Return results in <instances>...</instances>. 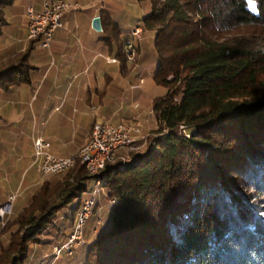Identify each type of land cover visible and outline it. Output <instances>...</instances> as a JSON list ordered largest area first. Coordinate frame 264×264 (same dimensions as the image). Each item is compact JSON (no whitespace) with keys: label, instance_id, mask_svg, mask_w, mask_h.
<instances>
[{"label":"trees","instance_id":"1","mask_svg":"<svg viewBox=\"0 0 264 264\" xmlns=\"http://www.w3.org/2000/svg\"><path fill=\"white\" fill-rule=\"evenodd\" d=\"M146 1L141 26L155 33L153 80L165 89L146 142L94 176L77 162L17 195L0 264H56L93 178L114 203L93 210L86 242L58 264H264V50L246 36L264 28V0L257 12L248 0ZM14 2L0 0V34ZM36 43L0 62V89L29 82Z\"/></svg>","mask_w":264,"mask_h":264},{"label":"crops","instance_id":"2","mask_svg":"<svg viewBox=\"0 0 264 264\" xmlns=\"http://www.w3.org/2000/svg\"><path fill=\"white\" fill-rule=\"evenodd\" d=\"M75 1L79 8L65 13L50 46L36 43L29 49V82L0 89V207L11 194L33 191L41 182L33 164L35 138L42 137L52 155L63 157L89 142L96 122L151 128L152 110L146 115L140 109L144 68L117 57L134 25L120 23L109 3ZM28 6L40 11L42 0H15L4 9L0 62L27 48ZM94 17L100 19V31L92 27Z\"/></svg>","mask_w":264,"mask_h":264},{"label":"built area","instance_id":"3","mask_svg":"<svg viewBox=\"0 0 264 264\" xmlns=\"http://www.w3.org/2000/svg\"><path fill=\"white\" fill-rule=\"evenodd\" d=\"M79 4L75 0H42L40 11H35L32 6L26 8L28 17L26 40L38 39V44L43 48H48L51 44L55 31L63 26V17L70 10H77ZM136 39H142L144 31L141 25L134 28ZM128 50H131L130 47ZM133 51V50H132ZM129 59V63L134 61ZM115 61V60H112ZM96 132V141L90 147H86L87 157L90 161L97 160L99 155L110 152L112 148H123L128 151H138L136 142H146V134L143 128L137 123V128H127L126 126H117L110 122H96L93 125ZM33 164L36 167L41 178L48 175H59L65 172L66 159L72 155L58 157L50 153V144L42 137L35 138L33 142ZM100 170L94 173H88L91 176L98 174ZM93 181V180H92ZM17 194H11L7 201L0 207V223L5 221V217L11 213L13 201ZM89 194L86 195L83 202V214L85 225L89 213ZM101 223V221H99ZM80 231H84V226H80ZM75 240H80V235H71L65 249L74 251ZM58 252V251H57Z\"/></svg>","mask_w":264,"mask_h":264},{"label":"rangeland","instance_id":"4","mask_svg":"<svg viewBox=\"0 0 264 264\" xmlns=\"http://www.w3.org/2000/svg\"><path fill=\"white\" fill-rule=\"evenodd\" d=\"M101 1H103L104 3H109V6L113 9V12L115 13L114 15L116 16L118 21L120 20V23L129 25V26L134 25V27L135 25L136 26L141 25V21L143 17L145 16L146 12L148 13L150 10V3L149 1H146V0L144 1H140V0H101ZM246 36L248 38V41L251 42L255 47L261 50H264V28L260 30L256 28L249 29L248 32L246 33ZM154 38H155V33L153 31L147 30L144 32L142 39L139 41L141 65L144 68L143 77L146 81V83L143 85L144 86V93H143L144 104L142 105V107H140V109L142 108L144 113H146V115L149 113L148 112L149 109H151L152 98H154L156 95L162 94L165 90L163 87L157 85L153 80V72L155 70V63L153 61L154 51H155L154 50ZM129 39L133 40L132 36H129ZM134 42L136 45L138 44V41H134ZM137 46H136V52H135L136 53L135 60L132 62L133 66L135 67L139 66L140 64L138 62L139 52H138ZM22 55H23V52L20 51L12 57H15V56L20 57ZM124 60L126 61L125 56H124ZM143 131H144V134H147L148 136L150 129H143ZM89 187L92 188V182L87 186V190ZM97 198H98V202L95 204L93 210L97 208L98 212H99V208L102 207V205H104L105 201L109 205L114 203V201L108 198L105 189L100 191ZM93 210H92V213H93ZM100 219L99 221H101ZM101 226H102V222L99 223L95 229H93L94 231H92V236L93 234L95 236L98 234L99 230L101 229ZM87 227H90V222L87 223ZM69 238L66 241V243H64L61 247L58 248V249H61V248L62 249L60 252L61 255L58 256V254L56 253V256H55V260H57L56 264H58L59 259H61V257L64 256L65 254L72 255L74 253L73 250L70 251V248L67 250L64 247L68 243ZM84 242H86V239L84 238V234H83V243L81 244V246L84 244ZM73 248L74 249L77 248V245L73 246Z\"/></svg>","mask_w":264,"mask_h":264},{"label":"bare ground","instance_id":"5","mask_svg":"<svg viewBox=\"0 0 264 264\" xmlns=\"http://www.w3.org/2000/svg\"><path fill=\"white\" fill-rule=\"evenodd\" d=\"M131 36H132L133 40L126 39L124 41V44H123V53H124L126 62H128V63H129V59H133V54H134V59L136 56L135 52H136V46L137 45L135 44L134 41L139 42L141 40V39H136V37L134 36V29H132V31H131ZM129 47L131 50H128ZM140 81L142 82V79ZM117 126H126L127 128H137V123L128 122V123L119 124ZM146 138H147V134H146ZM95 141H96V132H95V128H93V126H92L91 137H90L89 142L85 146H83L77 153L72 154L71 158L66 159L65 172L67 170H69L70 168H72L77 162H79L80 164L84 165V167L87 169L88 173H94V171L102 170L104 168L106 162L113 161L118 152L125 150L123 148H112V149H110V152H106V154L99 155L97 160L90 161V157H87L86 147H90L91 145H93V143H95ZM143 144H144V142H136V149H140L143 146ZM125 151H128V150H125ZM103 189L104 188H103L101 180L98 178L93 179L92 188L89 187L87 190V193H86V195L89 194V197H90L89 213H92V210H93L95 204L98 202V198H97L98 194ZM83 202H84V200H83ZM83 202H82L80 209L76 215L73 231L71 234V235H80V240H75L74 246H76V245L78 246V245H81L83 243L84 231H80V226H85V218H81L82 214H83V207H82ZM90 215L91 214H88V218L90 217ZM97 223L99 224V220ZM0 224L4 225V221H2V223H0ZM61 249H56V253L58 254V256L61 255V253H60Z\"/></svg>","mask_w":264,"mask_h":264},{"label":"water","instance_id":"6","mask_svg":"<svg viewBox=\"0 0 264 264\" xmlns=\"http://www.w3.org/2000/svg\"><path fill=\"white\" fill-rule=\"evenodd\" d=\"M92 27L97 30L100 31L101 30V24H100V19L99 17H94L92 20Z\"/></svg>","mask_w":264,"mask_h":264},{"label":"snow or ice","instance_id":"7","mask_svg":"<svg viewBox=\"0 0 264 264\" xmlns=\"http://www.w3.org/2000/svg\"><path fill=\"white\" fill-rule=\"evenodd\" d=\"M248 6L253 12H257L255 0H248Z\"/></svg>","mask_w":264,"mask_h":264}]
</instances>
